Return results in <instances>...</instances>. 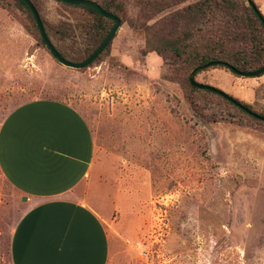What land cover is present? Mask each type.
<instances>
[{
	"label": "rangeland",
	"instance_id": "rangeland-1",
	"mask_svg": "<svg viewBox=\"0 0 264 264\" xmlns=\"http://www.w3.org/2000/svg\"><path fill=\"white\" fill-rule=\"evenodd\" d=\"M34 1L47 26L74 34L53 37L64 59L80 60L82 32L66 25L84 12ZM198 1L116 2L123 12H115V36L96 64L75 70L51 56L24 7L0 0V125L37 99L64 102L84 118L94 159L72 196L101 218L108 264H264V122L191 90L192 70L146 47ZM251 1L264 17V0ZM195 80L264 115V74L208 68ZM21 199L0 174V264H11L12 233L26 210Z\"/></svg>",
	"mask_w": 264,
	"mask_h": 264
},
{
	"label": "crops",
	"instance_id": "crops-1",
	"mask_svg": "<svg viewBox=\"0 0 264 264\" xmlns=\"http://www.w3.org/2000/svg\"><path fill=\"white\" fill-rule=\"evenodd\" d=\"M93 159L86 121L64 102L29 101L4 119L0 174L26 202L10 241L11 264H108L101 218L72 196Z\"/></svg>",
	"mask_w": 264,
	"mask_h": 264
},
{
	"label": "trees",
	"instance_id": "trees-1",
	"mask_svg": "<svg viewBox=\"0 0 264 264\" xmlns=\"http://www.w3.org/2000/svg\"><path fill=\"white\" fill-rule=\"evenodd\" d=\"M15 1L27 10L35 31L45 46L30 10L21 0ZM29 1L38 13L48 40L60 56L64 58L61 51L53 44V37L58 35L75 37L74 34H69L66 29L62 28L63 26L60 29L47 26V23L40 15L35 1ZM53 1L67 8L79 9L84 12V20L77 22L75 26L70 23L66 25L69 27L68 29H77L82 32L80 38L83 39V48L77 54L80 60L75 62L81 63L104 41L112 30L114 23L103 18L88 6L70 5L56 0ZM89 1H93L105 12L116 16L120 20L119 15L116 14L123 12L122 6L116 3L120 0ZM218 12H222L223 17L217 21V29L208 31L209 23L216 20ZM172 20H174L173 24L175 25L174 28L172 27L173 29L171 28L169 34L165 37L156 35L155 39H146V47L166 59L179 61L188 71L209 63H218L210 68L222 69L232 75L236 74L231 69L246 73L254 72L264 67V17L255 6L249 5L246 0H200L187 7L183 12L174 15ZM106 47L91 65L99 61ZM223 64L228 65V67ZM197 74L198 72L194 75V79ZM188 85L193 91L210 93L193 87L189 80ZM234 101L237 102L235 99ZM243 106L253 112L249 106ZM243 113L245 112L243 111ZM257 115L264 117L263 114Z\"/></svg>",
	"mask_w": 264,
	"mask_h": 264
},
{
	"label": "water",
	"instance_id": "water-1",
	"mask_svg": "<svg viewBox=\"0 0 264 264\" xmlns=\"http://www.w3.org/2000/svg\"><path fill=\"white\" fill-rule=\"evenodd\" d=\"M30 10L36 26L38 28V31L42 37V40L45 44V47L47 48V50L49 51V53L51 54V56L61 65L70 68V69H75V70H81L84 68H87L89 65H91L95 59L100 55V53L103 51V49L110 43V41L113 39V37L115 36L116 32L118 31L121 22L120 20L112 15L109 14L107 12H105L100 6H98L96 3H94L93 1H89V0H56V1H60L62 3H66V4H70V5H84V6H88L92 9H94L100 16H102L105 19H108L110 21H112L114 23V26L112 28V30L110 31V33L108 34V36L104 39V41L97 47V49L83 62L81 63H72L69 62L67 60H65L63 57L60 56V54L56 51V49L53 47V45L51 44V42L48 40L44 28L42 26L41 20L38 16V13L36 11V9L34 8V6L32 5V3L29 0H21ZM249 5L254 7V4L251 0H246ZM218 63H209L206 65H202V66H198L195 69H193L188 77L189 83L198 89L201 90H205L208 91L210 93L216 94L220 97H222L223 99H225L226 101L234 104L235 106H237L238 108H240L242 111H244L246 114L250 115L251 117L258 119L260 121L264 122V117H261L251 111H249L246 107H244L243 105H241L240 103L234 101V99H232L231 97H229L227 94H225L224 92H222L221 90L212 87V86H208V85H204L201 83H198L195 81L194 79V75L202 70L208 69L210 67H214L215 65H217ZM224 66L228 67V65L223 64ZM236 75L238 76H243V77H258L260 75L264 74V67L262 69H259L257 71L254 72H246V73H242L239 71H236L234 69H231ZM22 201H25V198H22Z\"/></svg>",
	"mask_w": 264,
	"mask_h": 264
}]
</instances>
